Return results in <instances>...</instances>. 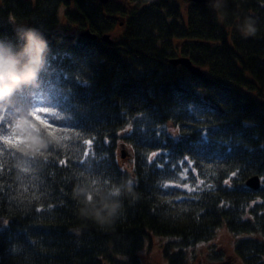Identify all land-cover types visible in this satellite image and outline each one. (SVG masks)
Instances as JSON below:
<instances>
[{"label": "trees", "instance_id": "16d2710c", "mask_svg": "<svg viewBox=\"0 0 264 264\" xmlns=\"http://www.w3.org/2000/svg\"><path fill=\"white\" fill-rule=\"evenodd\" d=\"M226 11L222 22L188 0H0V37L15 42V20L51 46L40 87L0 106V264H143L149 233L174 239L167 264H198L188 249L221 227L241 236L233 257L212 251L206 264H264V0ZM243 15L257 18L255 36L234 30ZM183 56L203 75L170 62ZM36 107L56 123L30 118ZM186 149L200 153L187 166ZM86 169L136 178L140 199L111 227L76 214Z\"/></svg>", "mask_w": 264, "mask_h": 264}, {"label": "clouds", "instance_id": "9594fccd", "mask_svg": "<svg viewBox=\"0 0 264 264\" xmlns=\"http://www.w3.org/2000/svg\"><path fill=\"white\" fill-rule=\"evenodd\" d=\"M207 2L217 18L225 21L228 0ZM233 27L243 38L252 37L258 32V20L252 15L236 16ZM13 31L15 42L0 37V106L6 111L13 107L17 93L40 87L42 77L49 72L51 56L50 42L39 28L20 24ZM76 176L71 192L77 204L76 214L100 228L111 227L121 219L125 200L133 205L140 199L135 176L111 182L87 169L77 172Z\"/></svg>", "mask_w": 264, "mask_h": 264}, {"label": "rangeland", "instance_id": "374dc122", "mask_svg": "<svg viewBox=\"0 0 264 264\" xmlns=\"http://www.w3.org/2000/svg\"><path fill=\"white\" fill-rule=\"evenodd\" d=\"M119 1V0H114ZM62 18V17H59ZM15 25L23 24L22 22H13ZM71 31H77L78 30L74 27H72ZM110 36V35H109ZM112 39V36H111ZM130 156H126V159H120V163L124 168L130 169L131 168V161ZM0 224H3V222H0ZM216 235L215 237L206 242L199 244L195 247V249L190 250L188 249V258L191 261H194L198 264H206V262L209 259V256L211 255L212 251H220L225 252V254L228 257H233V249L235 246V242L241 237V236H234L232 233H230L226 227H221L216 229ZM174 240L170 237H162L155 235L153 233H149V236L146 237L145 246L144 249L141 250L139 253L142 258L143 264H167V259L164 258L162 253L163 245H165L168 242H172ZM121 259H125L124 256H118ZM235 262V260L232 258V263ZM104 264H107L104 262Z\"/></svg>", "mask_w": 264, "mask_h": 264}, {"label": "water", "instance_id": "95a60500", "mask_svg": "<svg viewBox=\"0 0 264 264\" xmlns=\"http://www.w3.org/2000/svg\"><path fill=\"white\" fill-rule=\"evenodd\" d=\"M102 3H108V0H100ZM192 1L193 3H198L202 4L204 6H208L207 0H188ZM83 37L90 38V39H96L97 35L91 33L89 30H85L81 33ZM110 34H105L103 35V39L109 43V45L113 42L111 39ZM170 62L174 64L175 66H185L193 75L200 77L203 75V70L201 67L196 66L195 64L192 63V61L187 58V57H178L171 59ZM124 157V155H123ZM247 187L253 189V190H258L261 187V179L259 176H252L246 181Z\"/></svg>", "mask_w": 264, "mask_h": 264}, {"label": "snow or ice", "instance_id": "6c2138e0", "mask_svg": "<svg viewBox=\"0 0 264 264\" xmlns=\"http://www.w3.org/2000/svg\"><path fill=\"white\" fill-rule=\"evenodd\" d=\"M47 115H48V109L44 108V107H36L35 109H33V111L30 113V118H34L35 120L39 121L40 124H44L45 126H51L52 124H55V121H51L47 119ZM43 117V118H42ZM4 122H0V128H4ZM63 126V125H61ZM5 131H7V129H5ZM86 143L88 144H92V141L89 140ZM186 151L188 152V155H184L181 154V159L184 163L185 166H187V164L190 162V160L192 159L193 156L195 155H199L200 153L194 151L193 149H186ZM165 153L163 151L157 153V152H153L152 156L153 157H164ZM168 155H174L173 153H168ZM64 161H61V164H63ZM153 163H155V161H153ZM84 165H81V167H83ZM189 171H191V169H189ZM235 175V174H233ZM227 180L225 181V184H227ZM165 187H167V185H164Z\"/></svg>", "mask_w": 264, "mask_h": 264}]
</instances>
